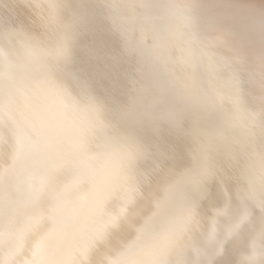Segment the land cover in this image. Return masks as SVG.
Masks as SVG:
<instances>
[{"label":"bare ground","instance_id":"obj_1","mask_svg":"<svg viewBox=\"0 0 264 264\" xmlns=\"http://www.w3.org/2000/svg\"><path fill=\"white\" fill-rule=\"evenodd\" d=\"M0 264H264V0H0Z\"/></svg>","mask_w":264,"mask_h":264},{"label":"rangeland","instance_id":"obj_2","mask_svg":"<svg viewBox=\"0 0 264 264\" xmlns=\"http://www.w3.org/2000/svg\"><path fill=\"white\" fill-rule=\"evenodd\" d=\"M31 8V7H30ZM31 11H33L32 13L33 14H36L37 16H34L32 14H26V12L22 11L19 13L18 17H17V20L13 22V25L15 26V31L16 33H20L22 35H24L25 37L29 38L30 40H35V41H38V42H41L42 44H45V45H50L52 44L53 42V35H54V30H55V24L53 23L52 19L47 15L45 14L44 12H41L39 10H34L31 9ZM27 15V16H26ZM39 15V16H38ZM42 15V16H41ZM31 16L33 17H36V18H39L40 20L44 21L45 23H47L48 25V29H47V34L46 36L43 38V40H40V39H37L35 38L34 36H32L31 34L29 33H23V31L21 30H17V27L19 25H21L23 23L22 26H24L26 23L29 24V22H33V21H29ZM41 21V22H42ZM39 22V21H38ZM43 22V23H44ZM16 23V24H15ZM30 25V24H29ZM21 26V27H22Z\"/></svg>","mask_w":264,"mask_h":264}]
</instances>
